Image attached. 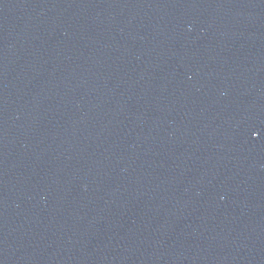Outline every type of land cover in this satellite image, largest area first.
Wrapping results in <instances>:
<instances>
[{
  "label": "water",
  "instance_id": "1",
  "mask_svg": "<svg viewBox=\"0 0 264 264\" xmlns=\"http://www.w3.org/2000/svg\"><path fill=\"white\" fill-rule=\"evenodd\" d=\"M0 264H264V0H0Z\"/></svg>",
  "mask_w": 264,
  "mask_h": 264
}]
</instances>
